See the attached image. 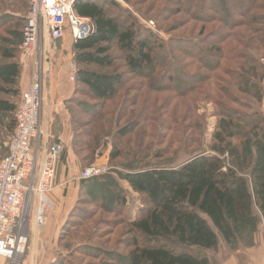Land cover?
<instances>
[{
	"label": "rangeland",
	"instance_id": "obj_1",
	"mask_svg": "<svg viewBox=\"0 0 264 264\" xmlns=\"http://www.w3.org/2000/svg\"><path fill=\"white\" fill-rule=\"evenodd\" d=\"M30 1L0 0V49L14 48L12 44L20 37L18 49H12L17 54L13 61L19 62L23 71L30 66L31 79L32 57L21 48ZM116 1L133 15L131 23L134 21L138 26L148 28L165 43L172 39L186 42L194 40L199 46L198 50H203V53L214 45H223L226 53L223 58L210 55L209 59L219 60L220 65L209 70L184 53L176 52L177 61H180L187 72H200L210 76V79L201 82L194 92L186 93L179 92V89L171 86L166 79L165 88L157 87L163 67H160L152 78L129 72L119 50H116L118 56L111 68L91 67L98 71L117 72L125 76V82L121 85L118 95L102 106L99 105V108L91 107L94 102L85 94L80 84L69 105L76 121L74 137L76 134L79 136L77 150L84 160L85 167L108 159V170L104 173V180L95 183L89 192L81 195L82 200L78 205L81 211L80 214L77 212L80 216L71 218L73 222L61 241L62 247L56 246L46 257L36 253L33 264L42 258H46L42 264H126L125 256L130 250L128 244L134 236L130 232L128 217L135 216L144 206L141 196L134 192L123 178L130 169L155 165L178 166L192 154L215 153L210 146L215 143L216 135H221L225 140L222 147L234 151L242 173H260L255 145L252 150H246L243 135L229 137L227 134L234 131L226 126L227 119L219 115L218 110L221 107L219 103H228L230 107L244 113L258 110L264 113V90L260 100L255 93L242 92L239 85L231 80L235 73H244L243 67H254L247 62L246 53H254L261 57L264 63V0H258L256 7L250 9L242 6V2L247 0H224L222 6L210 7L211 9L206 11L211 17H215L208 21L181 10L177 0ZM112 11L115 10L112 8ZM44 26L45 22H41L42 33L45 31ZM50 59L52 61V56ZM9 62L12 61H6L0 54V64ZM48 67L47 77L50 65ZM71 67L69 72L73 71V66ZM262 69L259 72L264 74V68ZM251 81L255 83V80ZM254 83L251 84L252 87L256 86ZM262 84L264 88V77ZM227 85H231L232 91L247 103L244 105L230 101L229 95L223 93V87ZM1 87L7 86L0 82V99L19 102L24 90L21 87V77L19 84L14 86L20 91L18 96L7 94ZM11 119L10 115L0 113V158L6 154L13 133L5 126ZM236 122L239 123L240 129L251 128L244 120L237 119ZM124 126H129L130 132L125 136H118ZM45 127H48L47 130L51 129L48 123ZM52 130L53 133L56 132L55 127ZM247 142L251 145L253 137ZM114 147L121 155L118 159L111 160ZM120 189L121 193H124L125 204L117 199ZM256 240L258 241L254 245V255L259 263L264 255L261 232L256 234ZM30 241L31 237L23 262L32 256L34 251L35 245ZM225 248L228 246L223 243L216 251L209 253L213 263L228 264L232 253L236 255L239 264H246L251 259L244 247L233 252Z\"/></svg>",
	"mask_w": 264,
	"mask_h": 264
},
{
	"label": "trees",
	"instance_id": "obj_2",
	"mask_svg": "<svg viewBox=\"0 0 264 264\" xmlns=\"http://www.w3.org/2000/svg\"><path fill=\"white\" fill-rule=\"evenodd\" d=\"M223 2L177 0L181 10L206 21L215 19L206 11L210 7L222 6ZM257 2L247 0L241 5L250 9L256 7ZM74 10L77 15L92 18L96 23V31L74 42L72 47L78 65L77 91L79 84L82 85L85 94L94 102L91 107L99 108V105L113 100L125 82V76L121 73L91 68H111L118 56L116 50L121 52V58L131 73L152 78L163 67L157 87L165 88L166 79L181 93L194 92L210 76L187 72L177 61L176 52L184 53L209 70L220 65L219 60H210V55L223 58L226 53L223 45H214L203 53V50H198L199 46L194 40L186 42L172 39L165 43L148 28L138 26L134 21L131 23L133 15L116 0H76ZM19 38L12 44L16 49ZM12 49H0L3 59L12 61L0 64V82L7 86L1 87L3 91L16 97L20 91L14 86L19 84L22 66L13 61L17 54ZM246 58L254 67H243L244 73H235L231 80L239 85L242 92L255 93L261 100L264 74L259 71L264 68V63L254 53H246ZM253 83L256 86L252 87ZM223 93L229 95L230 101L246 102L232 91L231 85L223 87ZM219 105V115L227 119L226 126L234 131L227 135H243L246 150H252L255 145L260 173H242L234 151L222 147L225 140L221 135H216L215 143L210 146L215 153L192 154L178 166L155 165L130 169L123 178L141 196L144 206L135 216L128 217L130 232L134 236L128 244L130 250L125 256L126 264H216L209 253L216 251L223 243L232 251L255 245L256 234L264 227V113L261 110L244 113L230 107L228 103ZM16 107V101L0 99V113L12 118L5 125L9 132H13L16 126ZM237 119L249 123L251 128L240 129ZM129 132L130 127L124 126L118 136H125ZM87 135L90 136V133ZM250 137H253V142L248 145ZM78 139L76 134L74 142L77 143ZM120 155L114 147L111 160L118 159ZM102 180L104 173L80 181L78 199L60 231L57 247H62L61 241L73 222L71 218L80 214L78 205L82 200L81 195ZM121 192L120 189L117 199L125 204V196Z\"/></svg>",
	"mask_w": 264,
	"mask_h": 264
},
{
	"label": "built area",
	"instance_id": "obj_3",
	"mask_svg": "<svg viewBox=\"0 0 264 264\" xmlns=\"http://www.w3.org/2000/svg\"><path fill=\"white\" fill-rule=\"evenodd\" d=\"M75 1L31 0L25 17L21 48L32 57L33 71L17 103L7 152L0 158V264H23L31 232H40L45 224L48 194L56 185L65 150V140L44 125L47 68L67 29L75 42L96 31L92 18L77 15ZM72 66L70 77L76 80L77 64ZM107 166L108 159L92 163L79 179L97 177Z\"/></svg>",
	"mask_w": 264,
	"mask_h": 264
},
{
	"label": "crops",
	"instance_id": "obj_4",
	"mask_svg": "<svg viewBox=\"0 0 264 264\" xmlns=\"http://www.w3.org/2000/svg\"><path fill=\"white\" fill-rule=\"evenodd\" d=\"M74 42L72 32L67 29L59 47L52 56V61H49L50 72L45 86L44 125L47 126L48 123L50 130L55 127V135L65 140V150L59 165L56 185L48 194L50 205L46 210L44 227L40 232L35 229L31 232L30 243L35 245L32 253L33 257L26 258L23 264H33L36 253L39 256L46 257L52 250L54 251L60 231L79 196L81 181L79 175L82 169L85 168V164L74 142V125L76 121L73 119L69 108L74 96L77 94L76 80L71 79L69 72L72 69L71 65L75 62L72 50ZM23 70L21 73V87L25 90L30 80V66H27L25 71ZM260 232L261 238L264 240V227L261 228ZM257 241H255L256 244ZM254 247L253 245L245 248L251 257L246 264H264V255L257 263ZM225 250L228 251V248H225ZM45 260L44 258L38 259L34 264H42ZM227 263L239 264L234 253L230 255Z\"/></svg>",
	"mask_w": 264,
	"mask_h": 264
}]
</instances>
